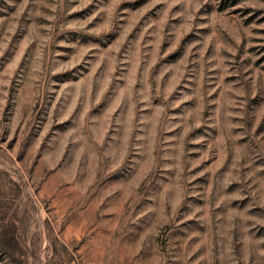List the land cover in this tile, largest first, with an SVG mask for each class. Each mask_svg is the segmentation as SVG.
I'll use <instances>...</instances> for the list:
<instances>
[{"label":"rangeland","instance_id":"374dc122","mask_svg":"<svg viewBox=\"0 0 264 264\" xmlns=\"http://www.w3.org/2000/svg\"><path fill=\"white\" fill-rule=\"evenodd\" d=\"M0 264H264V0H0Z\"/></svg>","mask_w":264,"mask_h":264}]
</instances>
